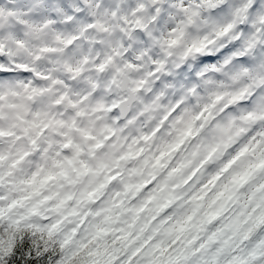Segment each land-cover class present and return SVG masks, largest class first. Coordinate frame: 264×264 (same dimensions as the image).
I'll list each match as a JSON object with an SVG mask.
<instances>
[{"label":"clouds","instance_id":"9594fccd","mask_svg":"<svg viewBox=\"0 0 264 264\" xmlns=\"http://www.w3.org/2000/svg\"><path fill=\"white\" fill-rule=\"evenodd\" d=\"M0 264H264V0H0Z\"/></svg>","mask_w":264,"mask_h":264}]
</instances>
